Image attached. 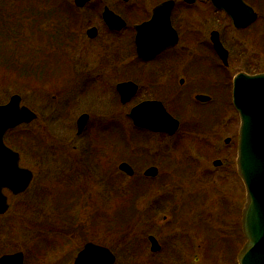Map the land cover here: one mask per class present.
I'll return each mask as SVG.
<instances>
[{
    "label": "rangeland",
    "instance_id": "rangeland-1",
    "mask_svg": "<svg viewBox=\"0 0 264 264\" xmlns=\"http://www.w3.org/2000/svg\"><path fill=\"white\" fill-rule=\"evenodd\" d=\"M60 2V0H0V105L8 103L10 97L17 94L21 97L23 106L39 115V120L35 124L14 128L5 137L7 146L19 153L21 166L34 172L35 177L27 192L18 198L5 192L11 201V209L0 216V257L21 251L25 255L24 264H72L79 248L85 241H91L109 247L117 256L116 264H143V254L146 253L145 233H150L143 230V193L140 194L142 196H137L136 193L132 196L133 203L139 210L136 222L132 223L133 229L128 234H122L124 228L118 230L114 227V216L119 209L118 204L123 200L122 197L130 196L131 191L140 190V187L146 185V182L143 184L145 170L143 145L151 149L153 156L156 153L164 155L166 159L163 162L161 161L163 155H160L161 176L158 177V182L169 177L172 184H176V190H182L179 192L183 195L182 199L197 203L203 200L207 193L210 195L211 213L216 215H219L221 210L219 201L223 199L229 200L233 207L244 208L246 190L237 172L238 138L237 133L232 132L239 130L240 118L231 106L230 90L218 95L219 106L221 108L226 106L227 111L223 112L217 130L210 134L209 131L212 132L213 127L210 128L207 124L202 127L204 129L197 132L198 135L206 132L200 135L210 136V139L205 138L207 142L183 138L189 135L188 127L180 128L177 136L169 140L165 137H152L151 134L137 130L129 121L127 114L131 107L143 100V90L139 91L133 101L126 106H122L118 101V93L114 92V81L110 78L97 85L98 89L94 87L90 92L80 93L87 90L80 86L84 80L83 65L86 63L77 62L83 60L86 47L82 44L76 53L71 54L75 60L74 64L59 61L56 54L52 55V59L47 58L50 54L47 44L51 39L53 32L51 30L55 24L61 26V16L70 17L75 13L70 10L66 15L61 13ZM131 3L137 5L139 2L132 0ZM99 4L100 7L104 4L111 8L119 7L116 0H93L86 10L78 11L80 18L86 20L81 27L84 39L88 27L95 25L100 28L103 36L98 42L93 43L96 45H102L109 40L106 38L101 16L90 11ZM204 5L211 8L207 0L199 1L193 8H203ZM73 7V1L68 0V8ZM123 7L120 6L118 9L124 11ZM212 15L219 20L215 21V24L212 20V29H219L225 15L217 14L214 10ZM52 17H56L57 20L50 22ZM225 24L226 44L231 55L233 57L239 55L241 60L250 61L248 57L259 50V65L254 71L264 72V24L258 23L246 32L247 35H252L258 30L259 39L257 38L258 44L256 43L258 48L255 45L251 46L252 43H244L246 35L234 28L230 18H227ZM59 39L58 35L57 40ZM103 53L107 55L100 58V66L110 68L112 52L106 49ZM55 58L57 61H54ZM133 61L132 64L137 68L131 70L137 73L142 68ZM92 62L93 60H88L86 70L98 67L92 66ZM88 71L91 74L94 72ZM235 72L234 68L229 74L230 77ZM73 79H77V85L72 82ZM33 82L49 87L41 91L37 85L36 91H32L30 83ZM192 108L194 114H199L197 107ZM202 110L206 111V114H202L207 119L209 108ZM83 113L93 115V123L85 131L86 134L77 137L76 120ZM188 114L189 112L186 113V118ZM227 121L231 130L226 133L228 127L224 131L223 127ZM92 132H95L93 136L98 140L95 141L97 148L101 143L99 144L101 149L93 152L100 155V161L109 155L101 167H97L85 154V145ZM229 137L232 141L226 144L224 140ZM192 157H199L207 164L212 180L210 186L201 184V181L189 185L191 173L196 174L191 179L200 177L198 169L192 165ZM218 159L223 161V164L222 167L216 168L213 162ZM107 162L110 163L109 166L106 165ZM123 162L133 166L134 177L129 178L120 173L118 166ZM81 166L88 170L80 172ZM108 167L112 175L108 173ZM173 172L179 175H173ZM177 175L179 177L175 181ZM182 176L186 179H182ZM185 187L187 190H183ZM173 188L174 186L169 185L165 189ZM163 193L161 191L157 195L161 196ZM165 198L171 201L173 199L171 195ZM169 236L171 237V233L165 234L162 240L165 246L169 242ZM44 239L47 245L41 244ZM210 243L213 248L216 247L213 231ZM245 243L244 238L243 245ZM190 258L192 261L195 260L196 264H208V258L216 260L218 256L196 254Z\"/></svg>",
    "mask_w": 264,
    "mask_h": 264
},
{
    "label": "flooded vegetation",
    "instance_id": "flooded-vegetation-1",
    "mask_svg": "<svg viewBox=\"0 0 264 264\" xmlns=\"http://www.w3.org/2000/svg\"><path fill=\"white\" fill-rule=\"evenodd\" d=\"M60 1L62 6L61 13L66 15L69 13L68 10L75 13L70 17L61 16V26L55 24L53 30H51L53 31L51 39L48 40L47 44V47L49 48L48 53L50 54L47 58L52 59V55L56 54L59 56V61L64 60L70 64H74L75 60L71 54L72 52L76 53L77 48L82 44L86 47L83 60L81 59L77 62H82L79 64H83V61L86 63V65H83L82 75L84 80L81 82L80 86L87 90L80 93L84 94V92H90L94 87L98 89L97 85L99 86L102 81L108 78L114 81V92L116 91L117 93V86L119 84L132 82L137 86V94L139 91L143 90V100L140 103L151 104L152 109L155 110L163 107L168 114L179 121L180 128L184 127L185 129L188 127L190 130L189 135L183 136V138L192 139L193 141L199 139L201 141L197 142H207L205 141V138L210 139V136H201L200 134H206V132H201L199 135L197 132H200L204 129L202 127L209 124L210 128L213 127L212 132L211 130L209 131L210 134L214 133V130H217V126L221 123L223 112L227 111L226 106L222 108L219 106L218 95L223 94L227 90H230L232 94L234 78L238 74L244 73L250 76L260 74V72L255 73L254 71L259 65V50H256L250 55V57H248L250 61L241 60L239 55H236L235 57L231 55L232 53L226 44L227 35L225 34L227 27L225 23L229 16L225 14V11L217 10L213 6L211 0H207L211 8L204 5L203 8L198 9L193 7L196 6V4H199V1L205 0H136L139 2L137 5H132V0H116L117 5L119 6L118 8H120V6L125 7L124 11L122 9L119 10L117 7L111 8L107 4L101 5L100 7L99 4L98 7H95L90 11L92 14L94 13L95 15L98 14V16H101L100 20L106 30V38H109L108 42L103 43L102 45L93 44L98 42L103 36L101 35V30L98 26L93 25L88 27L85 30L86 39H84L81 27L83 25L82 23L86 20L82 17L80 18L78 15V11L86 10V7L93 0L88 1L83 8L76 7L75 0H72L74 7L71 9L68 8V0ZM166 2L173 3L169 14V21L171 24L170 27L176 32L177 40L173 39L172 33H167L165 35L167 41L160 43V46H164L163 49L159 50V52L151 58L144 59L139 57L138 50L136 49V27L143 26V24L151 21L154 10L157 6ZM243 2H245V4L257 15L256 22H253L246 27V29L234 28L238 32L244 33V36L246 35L244 40L245 44L249 42L252 43L251 46H256L259 39L258 30L257 32L255 31L252 33V35H247L246 32L258 25V23L264 24V0H243ZM212 9L217 14L225 15L223 22L219 24V29H212V20L214 21V24L215 21H219L217 20V17H213ZM105 12H111L120 17L124 25L120 27L116 25V28L109 26L106 23V20H104ZM55 20H57V18L52 17L50 22H55ZM161 20H166L165 11L162 13ZM112 24L114 25V23ZM92 29L95 30L94 33L89 32ZM213 32L218 33L221 45L228 53L227 65L215 50L212 41ZM58 35L60 36L59 40H57ZM106 49L112 52L110 68L101 67L99 62L101 61L100 58H102V56L107 55L103 53ZM90 59L93 60L92 66L98 65L96 69L94 67L88 69L94 71L92 74L86 70L88 60ZM132 60L139 65V68H142L138 70L137 73L131 70L132 68H137L132 64ZM54 61H57V59L55 58ZM234 68L236 72L230 77L229 74ZM103 76L105 78H103ZM122 80L124 81L120 82ZM76 81L77 79L72 80L73 83H76ZM37 85L40 86L37 88L41 91L49 87L33 82V84L30 83L32 91H36ZM137 94L127 104L121 102L118 94V101H120L122 106H126L133 101ZM114 98L116 99V97ZM113 102L115 103L114 100ZM136 105L131 107L130 110ZM191 105L192 107L198 108L197 110L199 111V114L193 113ZM92 106L93 105H90V107ZM97 106H99V102ZM207 108H209V110L206 119L204 115L206 114V111L202 109ZM30 110L36 114V119L30 124H35V122L39 120V115L32 109ZM130 110L128 111L130 112ZM188 112L189 114L186 118V113ZM85 114L88 116V119L84 129L79 133L77 123ZM92 123L93 115L89 113H83L80 115L76 120L77 137H82L86 134L85 131ZM224 126L223 131L228 127L226 133L228 130H231L229 123L224 124ZM220 127L222 129V126ZM180 128L173 136L166 133L152 132L146 129H143L142 131L151 134L152 137H165L169 140L177 136L181 130ZM232 132L237 133V138L239 140V130H234ZM94 133L95 132H92V134L89 135V139L85 145V154L90 160L95 162L97 167H101L109 158V155L106 156V158H101L100 161V155L96 152L101 149V146H99L101 143L98 144L97 148L95 141L97 142L98 140L96 139V136H93ZM231 141V137L224 140L226 144L231 143ZM94 150H96V152H93ZM160 155L163 154L156 153L153 156L151 149H148V147L143 145V164L145 166V170L143 171V184L146 182V185H143L142 223L143 230L145 232H150L145 233L146 241L144 243V252L146 253L143 254V264H196L195 260L192 261L190 258V256L196 254L218 256L216 260L215 258H208V264H238V255L244 248V233L242 226L244 208L233 207L229 200L227 201V199H223V201H219V204H221V210L219 211V215H216L211 213L210 195L207 193L203 197V200L201 199L197 203H190L189 200L186 201V199H182L183 195L179 193L182 190H176V184H172L169 177L167 179L162 178V180L158 182V177L161 176L159 167ZM165 159L166 158L163 155L161 161L163 162ZM191 159L192 165L198 169L200 177L199 179L198 177L191 179V177L193 175L196 176V174L191 173L190 177L188 175L189 185L201 181V184L210 186L212 180L210 170L207 169L206 166L207 164L203 163L199 157H192ZM108 162L106 163L107 166L110 164ZM215 162H220V164L216 166ZM222 164L223 161L219 159L213 162V165L216 168L222 167ZM152 168L156 169L157 173L151 176L146 175V171ZM79 170L80 172L87 171L88 168L81 166ZM108 170V173L112 175V171H110L109 167ZM32 174L33 182L35 175L34 172H32ZM175 174L179 175V173L173 172V175ZM178 175L176 176L175 181H177L176 179L179 177ZM182 179L186 178L182 176ZM169 185H172V187L174 186V188L172 190L165 189ZM181 185L184 184L181 183ZM186 187L183 190H187ZM161 191L164 193L161 196L157 195ZM168 195L172 196V201L165 198L168 197ZM11 196L18 198V196ZM8 203L10 206L9 209H11V201L9 199ZM162 213L165 214L162 215ZM212 231L214 232V244H216V247L214 248L210 243ZM169 233H171V237H168L169 242L165 246L162 240H164L165 234L169 235ZM151 237L159 246V249L156 251L152 250L153 241L151 240ZM87 243L93 242L85 241L83 246ZM83 246L78 250L77 254L84 248ZM77 254L74 257V260ZM149 255L151 256L150 259L148 258ZM147 258L151 261H148Z\"/></svg>",
    "mask_w": 264,
    "mask_h": 264
},
{
    "label": "water",
    "instance_id": "water-1",
    "mask_svg": "<svg viewBox=\"0 0 264 264\" xmlns=\"http://www.w3.org/2000/svg\"><path fill=\"white\" fill-rule=\"evenodd\" d=\"M90 0H75V5L83 8ZM214 7L225 11L232 19L236 28L242 29L256 22L257 15L243 0H211ZM172 2L157 6L151 21L137 26L136 45L138 56L144 59L151 58L164 46L161 42L167 41L165 35L176 32L170 27L169 14ZM165 11L166 20L162 21ZM104 20L112 28L122 26L121 18L111 12H105ZM114 23V25L112 24ZM116 28V27H115ZM94 33L95 30L89 31ZM143 34V38H142ZM164 36V37H163ZM212 41L218 55L227 65L228 53L221 45L217 32H213ZM143 49V53H142ZM137 86L132 82L119 84L117 91L121 102L126 104L137 94ZM19 95H13L5 105H0V215H4L10 206L3 191L8 189L12 194L19 195L30 187L33 174L30 170L20 167V156L5 144L6 133L22 124H29L36 115L27 107L21 105ZM239 114L241 125L239 132L237 167L240 178L246 190V203L243 211V233L246 239L243 250L238 255L239 264H264V74H238L233 85V105ZM128 117L135 127L147 129L157 133H167L173 136L179 129V122L169 115L163 107L152 109L151 104L135 106ZM88 116L85 114L79 120L78 132L84 129ZM78 133V134H79ZM220 162H215L219 165ZM122 173L132 177L134 170L127 163L119 166ZM157 170L152 168L146 175H155ZM153 241L152 250L159 246ZM77 255L74 264H115L116 256L107 247L87 243ZM24 254L4 255L0 258L1 264H24Z\"/></svg>",
    "mask_w": 264,
    "mask_h": 264
},
{
    "label": "trees",
    "instance_id": "trees-1",
    "mask_svg": "<svg viewBox=\"0 0 264 264\" xmlns=\"http://www.w3.org/2000/svg\"><path fill=\"white\" fill-rule=\"evenodd\" d=\"M131 193L132 194L130 196L126 195L125 197H122L123 200H121V203L118 204L119 209H117L116 214L114 216V224H115L114 227L118 230L119 228H124V231L122 234H128L134 227L132 223L136 222L135 219H136V216L139 215V210L136 204L133 203L134 201L132 199V196H135V193L137 194V196L143 193V187L142 188L140 187V190L131 191ZM43 243L47 245L46 239H44L41 244ZM35 248L37 249L38 246H35Z\"/></svg>",
    "mask_w": 264,
    "mask_h": 264
},
{
    "label": "bare ground",
    "instance_id": "bare-ground-1",
    "mask_svg": "<svg viewBox=\"0 0 264 264\" xmlns=\"http://www.w3.org/2000/svg\"><path fill=\"white\" fill-rule=\"evenodd\" d=\"M227 123H228V121H227ZM224 124H226V123H224Z\"/></svg>",
    "mask_w": 264,
    "mask_h": 264
}]
</instances>
